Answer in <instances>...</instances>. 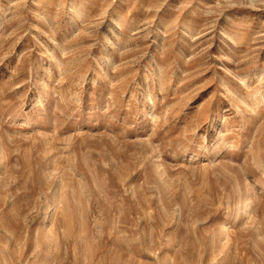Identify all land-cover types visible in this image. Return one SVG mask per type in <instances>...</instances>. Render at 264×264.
Returning <instances> with one entry per match:
<instances>
[{
  "label": "rangeland",
  "instance_id": "obj_1",
  "mask_svg": "<svg viewBox=\"0 0 264 264\" xmlns=\"http://www.w3.org/2000/svg\"><path fill=\"white\" fill-rule=\"evenodd\" d=\"M0 264H264V0H0Z\"/></svg>",
  "mask_w": 264,
  "mask_h": 264
}]
</instances>
